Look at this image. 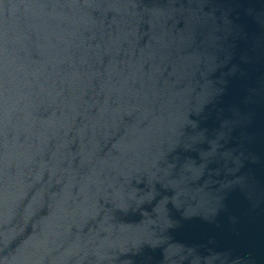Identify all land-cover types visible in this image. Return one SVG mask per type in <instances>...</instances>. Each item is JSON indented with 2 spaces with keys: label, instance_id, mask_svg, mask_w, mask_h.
<instances>
[{
  "label": "water",
  "instance_id": "95a60500",
  "mask_svg": "<svg viewBox=\"0 0 264 264\" xmlns=\"http://www.w3.org/2000/svg\"><path fill=\"white\" fill-rule=\"evenodd\" d=\"M0 264H264V0H0Z\"/></svg>",
  "mask_w": 264,
  "mask_h": 264
}]
</instances>
